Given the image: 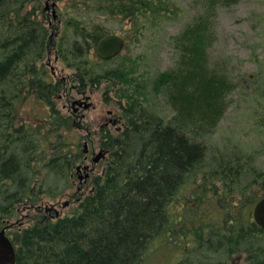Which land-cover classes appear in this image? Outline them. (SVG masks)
Segmentation results:
<instances>
[{"label":"trees","instance_id":"trees-1","mask_svg":"<svg viewBox=\"0 0 264 264\" xmlns=\"http://www.w3.org/2000/svg\"><path fill=\"white\" fill-rule=\"evenodd\" d=\"M240 1L205 0L203 14L176 38V67L153 79L135 77L126 64L112 70L91 64L87 55L107 33L72 21L80 38L65 55L77 72L73 83L82 89L111 83L128 126L100 131L110 166L72 215L50 219L43 216L46 199L72 184L85 154L72 117L55 105L61 84L36 66L50 44L37 19L42 0H0V229L7 228L17 264H229L236 254H245L246 264H264V232L245 221L248 203L260 197L234 203L258 169L254 159L236 150L209 154L207 142L237 89L210 63L215 13ZM162 6L167 1L97 0L95 10L122 13L135 26L144 12L157 15ZM24 92H36L48 108L38 127L17 123ZM162 93L174 113L170 120L154 101ZM90 132L83 140L92 142ZM24 212L29 221H20Z\"/></svg>","mask_w":264,"mask_h":264},{"label":"rangeland","instance_id":"rangeland-1","mask_svg":"<svg viewBox=\"0 0 264 264\" xmlns=\"http://www.w3.org/2000/svg\"><path fill=\"white\" fill-rule=\"evenodd\" d=\"M165 1L167 6H162L160 8L162 10L157 15H152L151 11L145 13V9H141V13L144 12L146 16H139V25L135 24V26L129 17H124L121 13L110 15L106 12L108 10L104 12L95 10L97 0H57L59 18L56 21H52V11L47 15L44 14L46 0H42L40 10L37 11V19L42 27L48 30V36H53V42L59 44L58 48L66 53H71L73 43L80 40L73 32L72 23L69 22L74 21L75 18L83 27L101 26L108 35L124 36L127 38V44L118 58L106 63L101 61L97 57L95 46L87 56V60L97 67L100 66L102 70L117 69L126 64L134 71L135 77L153 79L158 74L171 71L176 67L180 56L176 38L186 28L185 26L205 11V0ZM215 14L214 36L208 50L210 63L213 68L226 73L236 84L237 89L229 96L231 106L207 140L208 152L216 154L236 150L254 159L258 169L240 185L242 188L236 192L234 201L237 203L242 200L248 203L249 196L253 199L264 196L262 193L264 178H259L264 175V0H241L233 6L223 4L218 7ZM69 58L71 59L69 61H72V58ZM50 60L57 74L54 82H59L63 78L68 82L67 87L60 91L58 99H54L56 107L61 109L64 115L72 117L71 121L79 132L75 139L76 143L84 147L83 138L92 131L95 135L92 142H89V149L92 147L90 149L92 154L99 152L100 127L108 120V112L113 111L115 116H122L121 99L116 92V87L114 88L111 83L103 82L96 87L89 85L84 90L85 93H80L76 89L71 90L70 84L74 86L73 76L76 75V70L63 59L58 60L56 51L49 59L48 50L42 60L36 63L37 68H43L42 65L44 66ZM27 77L24 76L22 81ZM25 84L27 85V82ZM84 94L91 97L93 107L86 112L76 114L69 100L81 99ZM23 95L24 98L17 104V123L27 122L26 128L38 127V119L45 117L44 113L48 111V108L43 102L37 100L35 92H24ZM161 96L159 99L153 96L154 101L158 104L164 118L170 120L174 116L170 108L171 104L165 100L163 93ZM125 122L128 123L126 120ZM44 124L48 126V123ZM123 126L127 125L119 126L118 124L110 128L119 131L120 127L121 131ZM91 164L92 162L87 163V165ZM105 166V161H102L95 167L93 174L90 172L92 176L82 191L78 190L79 183L74 184L73 181L56 199H46V202H51L43 207V216L54 219L72 215L83 195H87L94 189L92 181L102 175ZM231 198L233 202L232 194ZM66 202H69V205L65 207ZM255 205L256 202L248 203L251 213ZM47 208H55V210L46 213ZM27 216L24 212L20 221H29ZM13 221L17 222L19 218Z\"/></svg>","mask_w":264,"mask_h":264},{"label":"flooded vegetation","instance_id":"flooded-vegetation-1","mask_svg":"<svg viewBox=\"0 0 264 264\" xmlns=\"http://www.w3.org/2000/svg\"><path fill=\"white\" fill-rule=\"evenodd\" d=\"M56 1L57 0H55L54 2H53V0H46V7H45V9H44V14H49V12L50 11H52L51 12V14H52V21H56V20H58V18H59V15H58V13H57V3H56ZM70 23H72V21H69ZM51 25H52V23H51ZM72 25V24H71ZM109 35H117V36H120V37H122L123 39H124V41H125V46H124V49H125V47H126V44H127V38H125L124 36H122V35H118V34H109ZM55 36V35H54ZM107 36H108V34H107ZM48 40H49V42H50V44H49V48H48V56H49V59L51 58V55L53 54V52H55L56 51V54H57V58H58V60H61V59H63L64 60V62H65V59H66V52H65V54H64V51H62V50H60L58 47H59V44L58 43H55V42H53V36L52 35H50V36H48ZM96 45H98V43L96 44ZM97 47V46H96ZM124 51V50H123ZM62 54V55H61ZM96 54H97V51H96ZM89 55V54H88ZM87 55V56H88ZM97 57L99 58V56L97 55ZM118 58V57H117ZM100 59V58H99ZM101 61H103L102 59H100ZM50 67V72H48V68ZM44 70H45V72L48 74V78H46V79H48L49 80V82H52V83H60L61 84V87H60V89L62 90V88H64L65 86L67 87V85H68V82H67V80L66 79H61V80H59V82H54V79H56V77H57V74H56V71H55V69H53V67L51 66V60H50V62H48L47 64H45L44 65ZM38 77H40V76H38ZM89 85H87V86H85L84 87V89H82V87H81V85L80 84H77V85H75L74 84V86L72 87V84H70V87H71V90L72 89H76L78 92H80V93H83L84 92V90L88 87ZM86 92V91H85ZM84 92V93H85ZM84 97L83 98H81V99H75V100H72V101H70L69 100V102L71 103V108L74 110V113H81L82 111L84 112H86V111H88V110H90L92 107H93V103L91 102V97L90 96H87L86 94H84L83 95ZM84 102H86L87 104H90L91 106L88 108V109H86L85 108V104H83ZM76 103V104H75ZM66 104H68L69 105V103H66ZM67 107V106H66ZM85 115L83 114V117H84ZM113 117V119L116 117L115 116V114L112 116ZM116 118H121V117H116ZM110 120V116L108 117V120L106 121V122H108ZM122 123L121 124H119V125H122V124H125V125H127L126 124V122L124 121V119L122 118ZM91 132H88V135L87 136H91V134H90ZM94 153L95 152H93V154L91 153V155L89 154V155H86L85 157H84V164H86V163H90V162H92L91 160L93 159V157H94ZM91 158V159H90ZM84 164H81V166H84ZM83 174V172L82 173H75V176H76V178H75V180H74V184L76 183V182H78L79 183V185H78V190L79 191H81L82 190V187L84 186V183H86L85 181L83 182V183H81V179H80V177H81V175ZM262 198H264V196L263 197H261L260 199H262ZM259 199V200H260ZM259 200H257L256 201V204L259 202ZM256 206V205H255ZM55 210V208L53 209H47V210H45L46 211V213H49V212H51V211H54ZM58 214V213H57ZM229 215H230V217L226 220V221H230V223H229V225H232V221H233V218L231 217V212H229ZM236 221V220H235ZM245 221H256L255 220V218L253 217V213H250V218H247ZM258 226V225H257ZM258 227H260V226H258ZM260 229H262L261 227H260ZM263 230V232H264V229H262ZM237 255V256H236ZM236 255H233L232 257H231V259H230V261H229V264H246V256H245V254H236ZM236 256V258H234Z\"/></svg>","mask_w":264,"mask_h":264},{"label":"water","instance_id":"water-1","mask_svg":"<svg viewBox=\"0 0 264 264\" xmlns=\"http://www.w3.org/2000/svg\"><path fill=\"white\" fill-rule=\"evenodd\" d=\"M124 40L123 38L117 36V35H109L104 37L98 42L97 45V52L100 58L104 60H110L118 56L123 48H124ZM76 104V103H75ZM85 108L88 109L91 105L84 102ZM110 122L113 125H116L118 123L122 122V119H111ZM109 125V124H107ZM103 127V126H102ZM84 153L89 152L88 143L86 142L84 144ZM106 152L104 150H101L98 154H96L93 158V162L95 164H98L102 159H105ZM109 163H107V166ZM90 169L89 166H85L83 168L85 174L81 175L80 179L83 182V180H87L90 177V173H87V171ZM77 172L81 173L82 168L81 166L77 167ZM69 202H66L64 206H68ZM254 218L255 222L261 226L262 229H264V198L259 201L255 207L254 210ZM0 264H17V253L15 246L11 239L7 236L6 229H0Z\"/></svg>","mask_w":264,"mask_h":264},{"label":"bare ground","instance_id":"bare-ground-1","mask_svg":"<svg viewBox=\"0 0 264 264\" xmlns=\"http://www.w3.org/2000/svg\"><path fill=\"white\" fill-rule=\"evenodd\" d=\"M101 1V0H100ZM72 2V1H71ZM127 2V1H126ZM129 3V2H128ZM131 4H133V3H131ZM150 5V4H149ZM134 7V6H133ZM82 11V10H81ZM84 11V10H83ZM99 12V11H98ZM97 12V13H98ZM108 12V11H107ZM129 13V12H128ZM122 14V13H121ZM98 15V14H97ZM110 16V15H109ZM111 18V17H110ZM63 19V18H62ZM147 20V19H146ZM145 20V21H146ZM115 21V20H114ZM105 22V21H104ZM151 24V23H150ZM186 27V26H185ZM72 29V28H71ZM83 36V35H82ZM135 43V42H134ZM152 45V44H151ZM86 50V49H85ZM65 54V53H64ZM72 54V53H71ZM75 55V54H74ZM68 56H71V55H68ZM73 56V55H72ZM131 57V56H130ZM67 59V58H66ZM85 59V58H84ZM41 60V59H40ZM65 62H67V61H65ZM114 67V66H113ZM117 67V66H116ZM126 67V66H125ZM31 69V68H30ZM74 69V68H73ZM124 71V70H123ZM135 76V75H134ZM152 78V77H151ZM107 79V78H106ZM120 80V79H119ZM136 80V79H135ZM75 82V81H74ZM33 93V92H32ZM36 93V92H35ZM116 94V93H115ZM28 100V99H27ZM77 100V99H76ZM25 103V102H24ZM125 105V104H124ZM31 107V106H30ZM61 110V109H60ZM172 110V109H171ZM170 114V113H169ZM57 116V115H56ZM64 116V115H63ZM21 118V117H20ZM56 120V119H55ZM29 121V120H28ZM127 124V126H128V123H126ZM32 127V126H31ZM83 129V128H82ZM35 136V135H34ZM104 138V137H103ZM75 139H76V137H75ZM104 140V139H103ZM96 142V141H95ZM100 142V141H99ZM83 144V143H82ZM92 148V147H91ZM90 148V149H91ZM49 151V150H48ZM39 158V157H38ZM43 159V158H42ZM44 163V162H43ZM46 168V167H45ZM69 182V181H68ZM210 186V185H209ZM76 187V186H75ZM199 190V189H198ZM81 193V192H80ZM193 193V192H192ZM195 193V192H194ZM207 193V192H206ZM213 194V193H212ZM184 195V194H183ZM197 195V194H196ZM79 196V195H78ZM75 198V197H74ZM77 198V197H76ZM186 198V197H185ZM202 198V197H201ZM205 198V197H204ZM24 200V199H23ZM26 201V200H25ZM37 201V200H36ZM185 201V200H184ZM192 201V200H191ZM196 201V200H195ZM211 201V200H210ZM225 201V200H224ZM60 202V201H59ZM179 203V202H178ZM219 203V202H218ZM181 205V204H180ZM178 207V206H177ZM19 209V208H18ZM31 211V210H30ZM219 212V211H218ZM225 212V211H224ZM51 213V212H50ZM184 213V212H183ZM192 213V212H191ZM226 213V212H225ZM10 214V213H9ZM188 214V213H187ZM6 215V214H5ZM15 215V214H14ZM184 215V214H183ZM47 217V216H46ZM2 218V217H1ZM212 220V219H211ZM188 222V221H187ZM167 223V222H166ZM192 224V223H191ZM5 226V225H4ZM9 227V226H8ZM185 229V228H184ZM179 232H180V230H179ZM182 232V231H181ZM179 237V236H178ZM174 238V237H173ZM260 244H262V243H260ZM182 245V244H181ZM185 245V244H184ZM177 246V245H176ZM162 247V246H161ZM170 248V247H169ZM177 248V247H176ZM244 248V247H243ZM179 249V248H178ZM213 250V249H212ZM169 251V250H168ZM215 251V250H214ZM262 251V250H261ZM158 252V251H157ZM183 252V251H182ZM236 253V252H235ZM177 254V253H176ZM234 254V253H233ZM155 255V254H154ZM248 256V255H247ZM160 258V257H159ZM206 259V258H205ZM154 260V259H153ZM165 260V259H164ZM158 261V260H157Z\"/></svg>","mask_w":264,"mask_h":264}]
</instances>
